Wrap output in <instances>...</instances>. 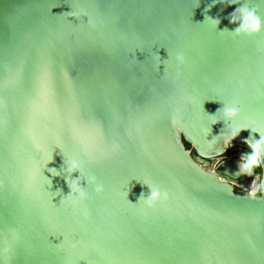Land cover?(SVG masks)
Here are the masks:
<instances>
[{
  "label": "water",
  "instance_id": "water-1",
  "mask_svg": "<svg viewBox=\"0 0 264 264\" xmlns=\"http://www.w3.org/2000/svg\"><path fill=\"white\" fill-rule=\"evenodd\" d=\"M241 2L264 19L262 0ZM237 6L0 0V241L10 228L19 234L8 252L0 243V264H264V195L248 194L255 175L221 184L218 175L234 179V159L205 170L231 122L210 125L207 137L202 129L223 103L240 109L232 126L264 134V29L217 32L237 26L228 19ZM71 7L94 27L87 17L60 16ZM205 15L219 19L217 31ZM167 52L164 73L154 53L163 61ZM250 135L259 139L243 129L232 144L248 150ZM56 146L104 185L99 195L89 188L75 210L61 196L52 204L44 189L45 176L48 191H70L48 171L65 166ZM133 178L169 199L153 209L130 205L149 191Z\"/></svg>",
  "mask_w": 264,
  "mask_h": 264
},
{
  "label": "clouds",
  "instance_id": "clouds-1",
  "mask_svg": "<svg viewBox=\"0 0 264 264\" xmlns=\"http://www.w3.org/2000/svg\"><path fill=\"white\" fill-rule=\"evenodd\" d=\"M216 2L217 0H213V4H215ZM219 2L221 4L238 5L228 17L229 22L237 26L231 31H229L228 29L217 31V26L220 23L219 19L205 15L204 23H206L211 29L216 30L220 34L227 33L234 38L240 37L242 35L253 36L255 34H258L262 29H264V19H262L261 16L258 14L257 9L255 7H250L247 2L242 3L241 0H219ZM262 2H264V0H262ZM198 4H199V0H196V6H198ZM208 7L210 8L212 7V5H209ZM207 11L208 9H205V12ZM60 16H63L65 18L70 16L78 20L82 17H87V22L85 24L94 27L92 19L89 17L88 13L83 9L72 8V11L64 13ZM135 51L132 53L134 57H135ZM167 54H168V58L162 61L161 57L158 54L154 53V56L156 58V69L158 70L159 65L163 63L164 73L166 72V62L169 59V53L167 52ZM174 60L177 65H180L185 62V57L182 53H176L174 56ZM217 113H220V118H216ZM217 113L215 115H208L206 113L210 120V123L208 127L202 129V132L205 135V137H207L211 132L210 125L217 123L218 120L222 119L225 122H231V124L229 125L228 130L226 132H223L219 137L220 140H222L223 146L219 147L215 151V155H210L207 157V159H211L213 161V166L205 169L206 171L211 173H216L217 166L223 163L224 148L232 146V141L239 135L241 130L250 129L252 133L259 134L258 140L252 138L250 135L249 138L244 141L245 145L248 148V151L241 154L240 160L237 164V171L231 175V177H234V179H229V177L222 175H218L217 177L218 181L221 184L234 185L237 183V178L242 176L252 177L255 169L264 166V134H262L259 130L254 128L237 126V125L232 126V122L238 117L240 113V109L234 103L233 104L223 103V108L218 110ZM116 147H118V145L113 146L114 149ZM54 148H58L63 153V150L60 146H56ZM85 154L87 155L86 151ZM63 156H64L65 166L60 171H57L55 168H49L48 171L52 174V176L63 175L65 183L70 189L69 193L67 195H62L59 189L55 192L48 191L45 186L47 185L48 187H51V180L43 175L45 180L47 181V183L44 185V189L48 193L51 203L53 197L61 196L60 203L66 204L67 206L75 210L78 206L82 205L84 201L89 199V192H88L89 188H91V190L95 194L99 195L104 191V185L98 182L95 175L85 171L83 162L78 155L76 154L65 155L63 153ZM51 160H52V153L50 159L46 161L45 166ZM73 173H78L79 175L76 176V178H72ZM135 180L140 182L142 185H146L149 191L146 196L144 193H141L137 203L134 204L128 201L127 199L128 193L126 192L125 198L127 199V202L130 205L140 204L144 208L153 209L157 206V204H163L169 199V192L162 189L161 187L152 184L147 180L143 182L138 179ZM81 181L85 182L86 187L81 185ZM248 194L254 198H259L260 195H264V187L258 185L256 180L254 179L251 182V191H249ZM82 210L84 211V214L87 215L86 208H83ZM18 239H19V234L16 231V229L10 228L8 230L7 237L4 240L0 241V243L4 245L3 251L4 252L10 251L12 244L15 243Z\"/></svg>",
  "mask_w": 264,
  "mask_h": 264
},
{
  "label": "rangeland",
  "instance_id": "rangeland-1",
  "mask_svg": "<svg viewBox=\"0 0 264 264\" xmlns=\"http://www.w3.org/2000/svg\"><path fill=\"white\" fill-rule=\"evenodd\" d=\"M241 154H242V151H240L238 149H233L232 151L228 152L224 156V158L225 159H234V160H236V161L239 162ZM212 166H213V163H209L208 168H210ZM253 175H255L256 182H258V179H259V176H260V170H259V168H257V169L254 170V174ZM249 191H251V189Z\"/></svg>",
  "mask_w": 264,
  "mask_h": 264
},
{
  "label": "flooded vegetation",
  "instance_id": "flooded-vegetation-1",
  "mask_svg": "<svg viewBox=\"0 0 264 264\" xmlns=\"http://www.w3.org/2000/svg\"><path fill=\"white\" fill-rule=\"evenodd\" d=\"M233 149H238V150L242 151V153H245V152L248 151L243 145H241L239 143H233L232 146L229 147V151L228 152L232 151ZM224 156H223V161L228 160V159H225ZM210 163H213V161H210Z\"/></svg>",
  "mask_w": 264,
  "mask_h": 264
},
{
  "label": "trees",
  "instance_id": "trees-1",
  "mask_svg": "<svg viewBox=\"0 0 264 264\" xmlns=\"http://www.w3.org/2000/svg\"><path fill=\"white\" fill-rule=\"evenodd\" d=\"M186 148H189L187 144H185Z\"/></svg>",
  "mask_w": 264,
  "mask_h": 264
}]
</instances>
